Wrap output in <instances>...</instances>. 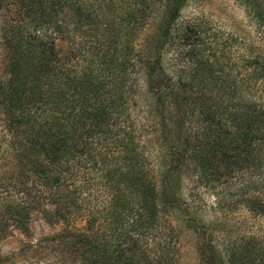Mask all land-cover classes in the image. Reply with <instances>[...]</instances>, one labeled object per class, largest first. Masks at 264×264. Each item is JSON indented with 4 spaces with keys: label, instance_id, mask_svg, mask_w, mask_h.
<instances>
[{
    "label": "trees",
    "instance_id": "obj_1",
    "mask_svg": "<svg viewBox=\"0 0 264 264\" xmlns=\"http://www.w3.org/2000/svg\"><path fill=\"white\" fill-rule=\"evenodd\" d=\"M185 1L133 0L141 6L127 9L121 46L130 42L141 25L134 18L137 11L157 2L164 16L154 57L138 50L135 64H127L123 51L118 60L116 40L107 61L108 76L99 88L83 87L75 79L71 95L77 100L67 112L60 96L54 95V125L46 123L47 129L38 136L41 163H46L38 173L44 186L54 185L56 212L66 219L85 213L84 227L72 228L60 237L69 242L70 253L77 251L75 246L88 252L79 261L73 255L72 263L61 259L63 264H182L180 233L170 220L173 210L183 211L184 224L198 234L201 264H264V237L239 236L235 243L227 242L224 253L219 252L204 225L187 215L189 207L171 185L172 178L185 173L190 177L189 189L202 185L213 193L216 203L230 200L264 220V38L253 48L251 72L243 73L236 65L205 66L195 51L196 18L180 16ZM15 3L35 23L54 24V44L46 42L51 53L54 48V63L65 71L78 68L81 62L58 58L62 49L58 43L65 42L68 52L76 50L77 59L90 65L102 47L101 28L114 7L107 0ZM247 15L257 22L263 17L251 9ZM259 29L264 33V26ZM167 56L171 72L163 64ZM86 64L76 71L78 76L90 69ZM37 73L24 72L16 63L12 77L0 84V107L14 124L32 119L24 116L22 97L25 84L36 80ZM139 74L145 78L154 106L156 123L152 124L160 125V140L168 149L167 163L157 167L149 162L130 119ZM76 105L92 117L101 136L100 149L82 140L85 131L78 133ZM170 122L176 126L174 132ZM81 124L85 125L84 120ZM94 155H101V165L91 160ZM81 175L85 178L77 184Z\"/></svg>",
    "mask_w": 264,
    "mask_h": 264
},
{
    "label": "rangeland",
    "instance_id": "obj_2",
    "mask_svg": "<svg viewBox=\"0 0 264 264\" xmlns=\"http://www.w3.org/2000/svg\"><path fill=\"white\" fill-rule=\"evenodd\" d=\"M107 2L114 7L110 8L109 18L101 28L102 47L99 52H95L90 65L77 59L79 52L76 50L68 52L65 42L58 43L59 48H62L58 58L81 62L78 68L72 67L65 71L54 63V48L51 53L47 46V42L48 45L51 41L54 44V24L35 23L17 6L15 0H0V84H5L12 77L16 63L24 72H38L36 80H28L25 84L26 90L22 97L24 111L27 112L24 116L32 118L27 124H14L12 117H8L0 107V264H63L61 259L72 263L73 255L78 261L82 254L88 256V252H82L77 246L73 247L77 251L70 253L69 242L60 237L72 228L84 227L86 216L80 211L66 219V215L54 210V185L51 183L44 186L45 180L38 173L46 163H41L43 153L37 141L42 133L40 131L47 129L46 123L50 127L54 125V95L60 96L67 112L72 108L71 103L77 100L74 94L71 95V90L77 86L75 79L83 87L92 90L99 88L100 82L108 76L110 66L107 61L116 40L118 60L123 51L127 56V64H135L138 50L154 57L164 10L158 12L160 6L157 2L140 8L134 18L141 25L135 30L130 42L123 44V48L120 41L124 38L127 9L130 6L138 9L141 5L133 4V0ZM250 9L257 10V16L263 15L262 23L247 15ZM180 16L184 19L196 18L198 28L193 37L196 42L195 51L205 66L218 69L219 65L228 64L233 68L236 65L243 73L255 68L252 65L253 48L261 44V37L264 38L263 29H259V26H264V0H186ZM42 44L46 45L47 52ZM168 57H164L163 64L171 72ZM82 63L90 66V69L84 76H78L76 71ZM42 64L45 65L43 70L40 69ZM135 86L130 119L141 135L140 146L144 148L149 162L157 167L167 163L168 149L160 140V125L152 124L156 123L154 106L146 93L143 75L139 74ZM38 92L43 93V96L39 97ZM76 106L73 109L77 113L78 133L85 131L81 135L82 140L90 142V147L100 149L98 142H101V136L91 121L92 117L82 112L80 105ZM56 116L60 117L58 112ZM82 120L85 125L81 124ZM169 127L173 132L176 129L172 122ZM100 157L94 155L91 160L101 165L103 161ZM61 161L65 162L64 159ZM83 178L85 175L77 178L76 183H81ZM189 180L190 177L185 173L175 176L171 180L172 188L181 193L180 200L189 207L187 215L195 218L197 224L204 225V232L210 233L219 252L224 253L227 242L235 238L237 240L239 236L264 237L263 219L250 214L241 206L229 203L230 200L216 203L213 193L202 185L194 190L189 189ZM183 215V211L178 210H173L170 215L171 222L180 233L181 263L201 264L196 248L198 234L184 224ZM218 264L223 263L219 261Z\"/></svg>",
    "mask_w": 264,
    "mask_h": 264
}]
</instances>
